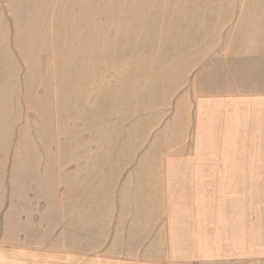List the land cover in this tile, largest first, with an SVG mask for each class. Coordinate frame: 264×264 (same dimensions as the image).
Masks as SVG:
<instances>
[{
    "label": "crops",
    "instance_id": "obj_1",
    "mask_svg": "<svg viewBox=\"0 0 264 264\" xmlns=\"http://www.w3.org/2000/svg\"><path fill=\"white\" fill-rule=\"evenodd\" d=\"M10 14L0 0V264L232 262L234 236L250 222L249 199L236 194L264 184V33L261 41H233L223 32L221 41L198 51L179 91L186 118L178 149L167 142V149L137 151L135 164L125 167L124 151L99 152L92 164L85 152L70 150L60 173L59 151L40 148L39 135L21 129L19 148L10 150L15 136H6V109H16L17 128L20 111L41 118L50 111L51 119L57 101L53 78L21 87L30 70L21 41L52 36L27 37ZM139 158L152 165H138ZM62 207L65 247L59 246ZM97 217V229H89Z\"/></svg>",
    "mask_w": 264,
    "mask_h": 264
},
{
    "label": "rangeland",
    "instance_id": "obj_2",
    "mask_svg": "<svg viewBox=\"0 0 264 264\" xmlns=\"http://www.w3.org/2000/svg\"><path fill=\"white\" fill-rule=\"evenodd\" d=\"M6 7L18 31L54 40L21 41L30 62L22 90L32 82L50 84L53 78L57 92L51 119L50 111L43 119L22 110L15 128L16 109H6V136H15L10 150L19 148L21 129L28 136L39 135L40 148L59 151L60 173L70 150L85 152L89 157L84 159L92 164L99 152L124 151L125 167L135 164L137 151L167 149V142L178 149L179 126L186 116L179 91L186 87V71L198 51L221 41L223 32L233 41H261L264 33V0H6ZM8 82L7 77L6 99ZM146 160L139 158L138 165H152ZM261 187L236 194L249 199L245 209L249 207L250 222L241 223L240 238L235 232V259L227 264H264ZM65 212L60 208V247L66 246ZM98 221L90 219L87 226L97 229ZM97 232L90 235L92 246L98 243Z\"/></svg>",
    "mask_w": 264,
    "mask_h": 264
}]
</instances>
